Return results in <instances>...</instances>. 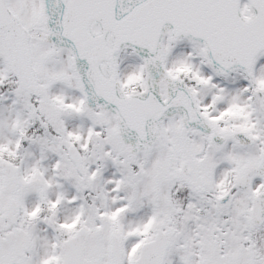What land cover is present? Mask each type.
Listing matches in <instances>:
<instances>
[{
	"label": "snow or ice",
	"instance_id": "snow-or-ice-1",
	"mask_svg": "<svg viewBox=\"0 0 264 264\" xmlns=\"http://www.w3.org/2000/svg\"><path fill=\"white\" fill-rule=\"evenodd\" d=\"M0 264H264V0H0Z\"/></svg>",
	"mask_w": 264,
	"mask_h": 264
}]
</instances>
